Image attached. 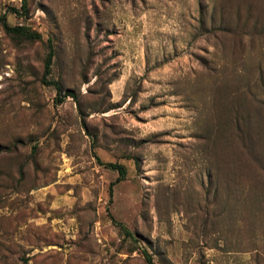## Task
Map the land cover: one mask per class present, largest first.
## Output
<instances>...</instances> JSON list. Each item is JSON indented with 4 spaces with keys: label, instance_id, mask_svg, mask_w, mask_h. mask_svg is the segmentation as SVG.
Here are the masks:
<instances>
[{
    "label": "rangeland",
    "instance_id": "obj_1",
    "mask_svg": "<svg viewBox=\"0 0 264 264\" xmlns=\"http://www.w3.org/2000/svg\"><path fill=\"white\" fill-rule=\"evenodd\" d=\"M143 252L264 264V0H0V264Z\"/></svg>",
    "mask_w": 264,
    "mask_h": 264
},
{
    "label": "trees",
    "instance_id": "obj_2",
    "mask_svg": "<svg viewBox=\"0 0 264 264\" xmlns=\"http://www.w3.org/2000/svg\"><path fill=\"white\" fill-rule=\"evenodd\" d=\"M22 11L23 12H26V4L25 2L22 4ZM10 11H12V13L14 14H18V11L14 8H11ZM2 26H3V29L5 32L7 33H10V34H14L16 36H19V37H22V38H25V39H28V40H37V39H40L39 36L37 35H32L30 34L24 27H10L5 21H2ZM49 51L47 53V56H46V59H45V65H44V73H43V81L45 84H50L46 81V78L47 76L50 74V71H51V64H52V60H53V49L51 47V45H49ZM57 90V93L58 95L61 93V88L60 87H57L56 88ZM66 97H70L72 99H75V96L72 92L70 91H67L65 92L64 96H63V99L66 98ZM61 99V101L63 100ZM97 161L100 163L99 159H97ZM102 164V163H100ZM104 167L106 168H109V169H112V170H115L117 173H118V179L116 182H120L121 180H123L125 177H126V168L121 165V164H117V163H106V164H103ZM115 183H112L110 184L109 186V196L111 197L112 196V188L114 186ZM112 221L113 218H112ZM119 227H122V225H118ZM126 231V236H128L129 238H131L132 241H135V239H133V236L131 235V233L129 231ZM146 262L148 264H151L152 263V260H151V257L146 253V252H143L142 253Z\"/></svg>",
    "mask_w": 264,
    "mask_h": 264
}]
</instances>
